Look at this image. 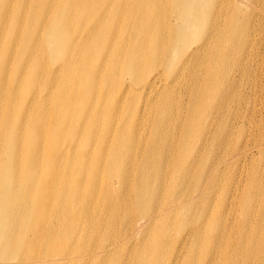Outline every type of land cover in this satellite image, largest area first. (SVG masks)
Listing matches in <instances>:
<instances>
[{
  "label": "bare ground",
  "instance_id": "obj_1",
  "mask_svg": "<svg viewBox=\"0 0 264 264\" xmlns=\"http://www.w3.org/2000/svg\"><path fill=\"white\" fill-rule=\"evenodd\" d=\"M261 32L264 0H0V264H264L257 162L216 154Z\"/></svg>",
  "mask_w": 264,
  "mask_h": 264
},
{
  "label": "rangeland",
  "instance_id": "obj_2",
  "mask_svg": "<svg viewBox=\"0 0 264 264\" xmlns=\"http://www.w3.org/2000/svg\"><path fill=\"white\" fill-rule=\"evenodd\" d=\"M258 45V46H257ZM255 52V53H254ZM246 58L240 59L233 65V68L227 72L228 79V110L226 111V119L229 122V133L226 141L220 144L216 154L221 156L224 149L229 148L233 144H246L248 147V157L240 160L235 166L229 168L227 174L237 173L243 169L247 172L253 161L257 162L258 183L262 187V193L258 199H264V36L261 32L255 37V46L252 47V54ZM234 78L235 82H233ZM175 93L181 97L184 93L185 84L181 78L174 84ZM233 113L229 114L231 110ZM173 117V116H172ZM146 130V126H143ZM141 142H145V134L139 136ZM259 143V146L257 145ZM257 146L261 148L258 152ZM205 154V153H204ZM212 156L208 157V162ZM240 179H235L237 193L242 194L240 189ZM264 209V207H263ZM237 216L239 209L236 208ZM255 221L256 216L252 214ZM126 226V225H125ZM128 256L127 248H122L120 258Z\"/></svg>",
  "mask_w": 264,
  "mask_h": 264
}]
</instances>
